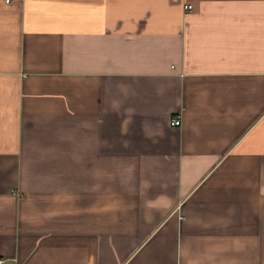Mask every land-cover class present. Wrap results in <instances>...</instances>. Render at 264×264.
Returning <instances> with one entry per match:
<instances>
[{
	"label": "crops",
	"instance_id": "crops-1",
	"mask_svg": "<svg viewBox=\"0 0 264 264\" xmlns=\"http://www.w3.org/2000/svg\"><path fill=\"white\" fill-rule=\"evenodd\" d=\"M0 260L264 264V0H0Z\"/></svg>",
	"mask_w": 264,
	"mask_h": 264
},
{
	"label": "built area",
	"instance_id": "built-area-1",
	"mask_svg": "<svg viewBox=\"0 0 264 264\" xmlns=\"http://www.w3.org/2000/svg\"><path fill=\"white\" fill-rule=\"evenodd\" d=\"M6 1L8 2L9 0H6ZM183 8L185 10H191L192 6L189 5V4H185V5H183ZM170 124L173 125V126H179L181 124V120H180L179 117H172L171 121H170ZM0 264H3L2 260H0Z\"/></svg>",
	"mask_w": 264,
	"mask_h": 264
}]
</instances>
